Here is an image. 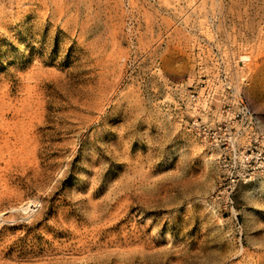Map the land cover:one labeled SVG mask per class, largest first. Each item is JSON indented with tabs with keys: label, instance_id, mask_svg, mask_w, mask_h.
Masks as SVG:
<instances>
[{
	"label": "rangeland",
	"instance_id": "1",
	"mask_svg": "<svg viewBox=\"0 0 264 264\" xmlns=\"http://www.w3.org/2000/svg\"><path fill=\"white\" fill-rule=\"evenodd\" d=\"M190 90L264 130V0H0V264H264V177L209 209Z\"/></svg>",
	"mask_w": 264,
	"mask_h": 264
},
{
	"label": "built area",
	"instance_id": "2",
	"mask_svg": "<svg viewBox=\"0 0 264 264\" xmlns=\"http://www.w3.org/2000/svg\"><path fill=\"white\" fill-rule=\"evenodd\" d=\"M200 100L199 92L190 90L188 105L193 114L187 126L212 144V148L219 152V158L224 157L223 161L227 153L232 155L230 164H225L226 172L221 175L207 204L215 215L223 218L228 215L238 225L239 216L234 198L236 186L240 181H248L256 176L264 177V130L258 116L243 99L238 101L239 113L236 118L231 117L233 111L229 105L228 109L222 108L224 119H213V125L205 120L212 112L209 100Z\"/></svg>",
	"mask_w": 264,
	"mask_h": 264
},
{
	"label": "bare ground",
	"instance_id": "3",
	"mask_svg": "<svg viewBox=\"0 0 264 264\" xmlns=\"http://www.w3.org/2000/svg\"><path fill=\"white\" fill-rule=\"evenodd\" d=\"M258 177H262V176H258ZM258 177H256V180H258ZM259 179H261V178H259ZM263 184H264V182H262V181L257 182V185H263ZM202 189H203V187H202Z\"/></svg>",
	"mask_w": 264,
	"mask_h": 264
}]
</instances>
